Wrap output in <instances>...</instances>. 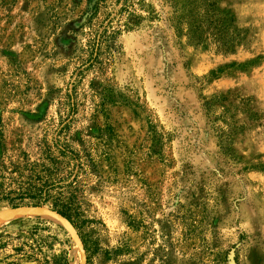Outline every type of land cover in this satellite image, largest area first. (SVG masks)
Here are the masks:
<instances>
[{
    "label": "rangeland",
    "instance_id": "rangeland-1",
    "mask_svg": "<svg viewBox=\"0 0 264 264\" xmlns=\"http://www.w3.org/2000/svg\"><path fill=\"white\" fill-rule=\"evenodd\" d=\"M197 1L228 49L192 0H0V169L78 194L88 264H264V0ZM52 204L0 202V264H86Z\"/></svg>",
    "mask_w": 264,
    "mask_h": 264
},
{
    "label": "trees",
    "instance_id": "trees-1",
    "mask_svg": "<svg viewBox=\"0 0 264 264\" xmlns=\"http://www.w3.org/2000/svg\"><path fill=\"white\" fill-rule=\"evenodd\" d=\"M192 10L188 15V34L193 42L200 43L203 39L205 30L211 31L220 47L228 49L232 43V38L229 35L228 26L223 25L221 20L216 19L215 4L208 2L204 13L198 11V1L192 0ZM223 137V136H222ZM47 161H52L57 164V160L52 158L50 151L45 152ZM24 160V159H23ZM42 161V160H41ZM42 162H30L24 160L14 166L12 177L7 178L5 168L0 169V202H8L13 208H18L25 204L34 203L37 206H43L53 201L52 208L60 216L68 220L75 228L86 253V264H88L87 244L81 234L79 233L78 223L81 220V207L79 196L75 191L58 192V198L52 199V190L56 188L53 181L55 170L47 164ZM11 181V189L6 187V181ZM58 188V187H57ZM45 220H40L39 223H46ZM5 231V230H4ZM40 228L36 226L34 231L28 233V238L21 236L13 237L10 234H5L8 241L3 244V247H8L10 244L14 247L16 255L20 256L18 259H32L34 254L33 242L39 236ZM3 235H0V239ZM13 242H18L17 245ZM68 243V242H67ZM19 261V260H18ZM57 264H70L69 252L65 253L63 260L58 261Z\"/></svg>",
    "mask_w": 264,
    "mask_h": 264
},
{
    "label": "water",
    "instance_id": "water-1",
    "mask_svg": "<svg viewBox=\"0 0 264 264\" xmlns=\"http://www.w3.org/2000/svg\"><path fill=\"white\" fill-rule=\"evenodd\" d=\"M28 210V209H26ZM50 213L55 216L57 219H59L60 221H62L64 224H66V226L69 228V230L71 231L72 233V236L73 238L77 239L78 240V246L80 247L81 251H82V254H83V257L85 259V262H86V253H85V250H84V247H83V244L75 230V228L71 225V223L66 220L65 218H63L62 216H60L57 212H55L54 210H51Z\"/></svg>",
    "mask_w": 264,
    "mask_h": 264
},
{
    "label": "bare ground",
    "instance_id": "bare-ground-1",
    "mask_svg": "<svg viewBox=\"0 0 264 264\" xmlns=\"http://www.w3.org/2000/svg\"><path fill=\"white\" fill-rule=\"evenodd\" d=\"M76 264H78V263H76Z\"/></svg>",
    "mask_w": 264,
    "mask_h": 264
}]
</instances>
